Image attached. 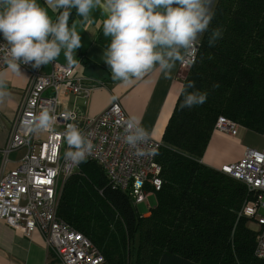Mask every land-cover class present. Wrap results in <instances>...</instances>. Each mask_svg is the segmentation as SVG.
Here are the masks:
<instances>
[{
	"label": "trees",
	"instance_id": "trees-1",
	"mask_svg": "<svg viewBox=\"0 0 264 264\" xmlns=\"http://www.w3.org/2000/svg\"><path fill=\"white\" fill-rule=\"evenodd\" d=\"M212 12L162 136V186L148 216H139L93 163H80L63 184L57 216L106 264H264L253 254L250 220L239 216L245 187L200 162L218 118L264 133V0H217ZM215 29L222 38L209 46ZM192 81L195 89L186 90L206 92L207 100L181 109Z\"/></svg>",
	"mask_w": 264,
	"mask_h": 264
},
{
	"label": "built area",
	"instance_id": "built-area-1",
	"mask_svg": "<svg viewBox=\"0 0 264 264\" xmlns=\"http://www.w3.org/2000/svg\"><path fill=\"white\" fill-rule=\"evenodd\" d=\"M4 44L0 41V46ZM198 46L199 42L196 57ZM33 63H20L19 66L26 70L28 84L2 148L3 162L6 163L8 154L13 151L23 149L25 153L14 170L0 178V220L26 238L39 232L59 264H106L102 254L85 236L57 216L63 184L80 164L65 158L68 145L60 133L67 124L73 123L88 136L94 150L86 162L98 166L107 184L126 195L134 209L147 198L156 197L161 190V167L157 155L162 147L167 146L150 138L146 149L154 154L135 155V149L124 140L123 122L128 117L117 101L95 117L67 109L70 98H89L93 90L102 86L101 82L79 77L77 63L51 62L47 72L43 71V65L34 67ZM191 66L179 62L178 69L186 72ZM6 67L0 59V70ZM45 107L57 117V134H27L22 121ZM65 114H70L71 118L65 119ZM236 127L226 119L218 118L214 131L232 134ZM219 172L245 187L247 194L239 216L256 224L253 254L264 262V149H246L241 160L222 166Z\"/></svg>",
	"mask_w": 264,
	"mask_h": 264
},
{
	"label": "clouds",
	"instance_id": "clouds-1",
	"mask_svg": "<svg viewBox=\"0 0 264 264\" xmlns=\"http://www.w3.org/2000/svg\"><path fill=\"white\" fill-rule=\"evenodd\" d=\"M101 2L47 0V4L62 10L53 20L37 0H0V33L6 41L0 46V59L17 74L20 63L34 62V67L47 65L57 60L62 51L67 61L74 63V53L81 46V38L77 23L74 21L69 25L71 11L75 9L80 23H85ZM212 3L213 0H103L108 13L103 22V35L111 38L103 57L110 67L112 79L132 84L153 71L171 78L177 62L194 64L196 44L214 16ZM220 38L221 30L215 29L209 38V46ZM188 88L195 89V82H189L182 90L181 109L206 102V92H189ZM8 95L5 74L0 73V102ZM70 118V114H65V119ZM56 120V115L45 107L24 119L22 127L27 134L55 135ZM123 123L124 140L135 149L134 154H154L146 149L151 133L142 126L140 118L130 115ZM60 135L68 145L67 160L78 164L86 162L93 154L94 144L76 124H67Z\"/></svg>",
	"mask_w": 264,
	"mask_h": 264
},
{
	"label": "crops",
	"instance_id": "crops-1",
	"mask_svg": "<svg viewBox=\"0 0 264 264\" xmlns=\"http://www.w3.org/2000/svg\"><path fill=\"white\" fill-rule=\"evenodd\" d=\"M37 2L47 9L52 19L59 10L47 4V0H37ZM107 15L102 0L101 4L91 12L88 22L80 23L81 18L76 12L69 21L70 26L74 21L77 23L81 46L75 50L74 63L70 64L67 61L63 51L53 62L63 65L77 63L76 73L79 77L88 81H99L102 86L93 90L87 99L70 98L67 109L95 117L113 101H117L127 117L136 115L140 118L142 126L151 133V139L164 143L162 136L181 92L185 72L178 69L179 62H177L171 71V78H165L159 71H153L132 84L114 81L110 67L104 62L103 57L111 39L103 35V22ZM200 38L201 36L199 40ZM0 41L6 43L2 33H0ZM49 68L50 63L43 65L42 69L47 72ZM19 70V74L11 72L8 67L0 70V73L5 74L6 91L9 93L8 97L0 102V178L14 170L25 153L23 149L13 151L8 154L6 163L3 162L2 148L8 139L12 121L28 84L26 70L22 67H19ZM249 133L248 130L238 126L232 134L213 131L200 162L214 170L238 162L245 150L251 148L249 144L251 139L255 140V137ZM254 149H264V146ZM0 264L59 263L46 247L45 240L39 232L26 238L0 220Z\"/></svg>",
	"mask_w": 264,
	"mask_h": 264
},
{
	"label": "rangeland",
	"instance_id": "rangeland-1",
	"mask_svg": "<svg viewBox=\"0 0 264 264\" xmlns=\"http://www.w3.org/2000/svg\"><path fill=\"white\" fill-rule=\"evenodd\" d=\"M216 1L217 0H213V3L211 5V10L212 11L214 9ZM248 132H250L249 134H251L252 136L255 137V140L251 139V141L249 142L250 147L252 149L258 148V146H259V148L264 146V133L256 134V133H253L251 131H248ZM251 148H249V149H251ZM260 150H262V149H260ZM155 205H156V197L155 196H151V197L147 198V200L144 201L142 204L137 205L136 208H135V211H136V213L139 216H145V215H147L149 213V209L150 208H154ZM248 227L254 232H256V230H257V226H256V224L254 222L249 221L248 222ZM137 239H138V235L136 234V236L134 238V244L137 243Z\"/></svg>",
	"mask_w": 264,
	"mask_h": 264
}]
</instances>
